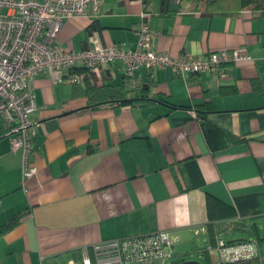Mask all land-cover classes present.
<instances>
[{
    "label": "crops",
    "instance_id": "crops-1",
    "mask_svg": "<svg viewBox=\"0 0 264 264\" xmlns=\"http://www.w3.org/2000/svg\"><path fill=\"white\" fill-rule=\"evenodd\" d=\"M144 8L137 0H100L67 19L52 44L75 52L136 48ZM203 8L150 0L151 49L194 57L242 49L252 61L186 78L167 67L137 70L149 99L133 93L127 104L94 106L49 71L36 78L38 173L25 185L21 151L0 127V264L66 261L79 250L158 232L169 233L172 250L203 257L197 249L216 221L231 226L220 240L243 233L224 241L256 242L264 264V18ZM105 75L124 88L122 63L100 77L84 75L83 86L100 85Z\"/></svg>",
    "mask_w": 264,
    "mask_h": 264
},
{
    "label": "built area",
    "instance_id": "built-area-1",
    "mask_svg": "<svg viewBox=\"0 0 264 264\" xmlns=\"http://www.w3.org/2000/svg\"><path fill=\"white\" fill-rule=\"evenodd\" d=\"M99 1L0 0V127L12 150L21 151L24 185L38 173L33 160L36 137L33 116L37 110L34 82L44 72L52 73L57 83L83 85L84 75L92 73L100 77L106 66L122 63L125 89L135 91L140 84L136 71L143 68L167 67L186 78L215 72L224 64L252 61L242 49L223 50L203 57L153 51L149 14L145 10L135 30L136 48L112 43L75 52L52 44L67 19L84 16L87 7H96ZM137 1L145 7L146 0ZM78 68L82 72L77 73ZM215 251L222 262H234L258 256L259 247L254 241L228 244L218 240ZM174 258L169 233L158 232L93 247L92 256L85 249L81 264H167Z\"/></svg>",
    "mask_w": 264,
    "mask_h": 264
},
{
    "label": "trees",
    "instance_id": "trees-1",
    "mask_svg": "<svg viewBox=\"0 0 264 264\" xmlns=\"http://www.w3.org/2000/svg\"><path fill=\"white\" fill-rule=\"evenodd\" d=\"M150 0H146L145 11H147V5ZM198 6L202 2L204 3L203 10L206 13L211 15H222L226 17H237L242 12L247 11L250 12L253 16L264 18V0H187ZM74 95L76 97L85 98L89 104H102V103H113V104H127L124 103L123 100L129 99H149V95L146 93L148 91V87L140 88L138 87L135 91H128L127 89L116 87L111 84V80L108 76H103L101 84H92L85 83V85H73ZM133 93H135V97L133 98ZM198 113V112H197ZM200 117V116H199ZM212 216V214H211ZM213 218V216H212ZM228 227L224 222H214L209 223L207 225L208 231V240L206 246L197 249L199 253L202 254L204 258V264H213L211 260V252L215 251L217 247L218 240H220L219 236L222 233H226ZM234 227H239V224H235ZM235 229V228H234ZM240 242H227L228 244H236ZM259 242V241H258ZM259 247V246H258ZM88 253L93 255V248H88ZM83 252L81 250L73 252L69 259L66 261L58 260L57 258H52L46 261L44 264H69V260H73L75 264H81ZM261 249L259 248L258 256L250 259H243L234 262H222V264H262ZM172 261L170 264H174Z\"/></svg>",
    "mask_w": 264,
    "mask_h": 264
},
{
    "label": "rangeland",
    "instance_id": "rangeland-1",
    "mask_svg": "<svg viewBox=\"0 0 264 264\" xmlns=\"http://www.w3.org/2000/svg\"><path fill=\"white\" fill-rule=\"evenodd\" d=\"M200 5H202L204 7L203 2ZM242 235H243V233L233 232V233L225 234L222 237L224 240L229 241V240L238 239V237H240ZM184 249H187V246H184ZM173 251H174V255H175V258L172 260L173 262H178L184 257V255L182 254V250L179 251V249L176 248ZM185 260L186 261L196 260V261H199L200 263L204 264L203 257L198 256V255L197 256L196 255H194V256L187 255V256H185ZM211 260H212L213 264H222V260H221L217 251L211 252ZM172 261L171 262L167 261V262L170 264V263H172Z\"/></svg>",
    "mask_w": 264,
    "mask_h": 264
},
{
    "label": "water",
    "instance_id": "water-1",
    "mask_svg": "<svg viewBox=\"0 0 264 264\" xmlns=\"http://www.w3.org/2000/svg\"><path fill=\"white\" fill-rule=\"evenodd\" d=\"M131 101H134V100H123V102L124 103H126V102H131ZM96 105H100V104H96ZM96 105H94V106H96ZM89 108H91V107H93V106H88ZM184 255V257L180 260V261H178V262H175L174 264H202V263H200L199 261H196V260H193V261H186L185 260V256H187V255H189V254H183Z\"/></svg>",
    "mask_w": 264,
    "mask_h": 264
}]
</instances>
